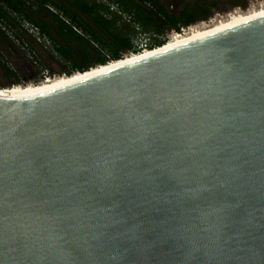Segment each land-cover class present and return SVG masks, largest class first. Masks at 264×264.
<instances>
[{"label":"water","instance_id":"obj_1","mask_svg":"<svg viewBox=\"0 0 264 264\" xmlns=\"http://www.w3.org/2000/svg\"><path fill=\"white\" fill-rule=\"evenodd\" d=\"M0 264H264V17L0 93Z\"/></svg>","mask_w":264,"mask_h":264},{"label":"trees","instance_id":"obj_2","mask_svg":"<svg viewBox=\"0 0 264 264\" xmlns=\"http://www.w3.org/2000/svg\"><path fill=\"white\" fill-rule=\"evenodd\" d=\"M112 4L118 9L111 10ZM50 6L62 15L50 11ZM214 10L209 3H201L173 12L162 0H0V43L18 51L7 30L16 18L30 21L51 37L63 62L71 66L64 72L71 74L95 67L92 61L105 65L136 53L132 41L135 34L144 39L151 34L153 48L161 46L167 41L163 37L166 32L180 33L182 28L206 20ZM123 15L129 17L128 22L122 20ZM132 25H137V31ZM61 41L71 44L63 46ZM15 84L20 82L9 86Z\"/></svg>","mask_w":264,"mask_h":264},{"label":"rangeland","instance_id":"obj_3","mask_svg":"<svg viewBox=\"0 0 264 264\" xmlns=\"http://www.w3.org/2000/svg\"><path fill=\"white\" fill-rule=\"evenodd\" d=\"M107 1V0H101ZM166 6L173 12H178L180 8L189 6L190 9L201 4L209 3L211 7L215 10L210 14V16L203 21H198L189 27L196 26L203 22H208L214 19H221L235 11H246L250 7L256 5V2L251 3V6L242 7L239 4L233 3L232 0H162ZM262 1V0H260ZM112 7H117L116 4L111 5ZM50 11L59 13L56 8L50 6ZM64 17V16H63ZM123 21H127L129 17L123 15ZM67 21V19L64 17ZM25 19L16 18V22L11 28H8V35L12 36L18 51L8 50L2 43H0V88H8L6 86L11 85L13 81H19L23 85L27 83H38L43 80L46 76L62 75L67 70H70V65L63 62L59 52L57 51L56 45L52 40V45L45 48L43 45L37 44L34 39L27 34V32L22 27ZM135 26V27H134ZM137 25H132L134 30L137 31ZM188 27H186V30ZM81 32L79 29L77 30ZM173 33V31L166 32L163 37L168 39ZM49 38H51L47 33H45ZM162 37V36H161ZM133 45L136 49L142 47L145 43L149 46L153 45L154 38L151 34L147 35L144 39L140 34H135L132 36ZM63 46H68L69 42L61 41ZM27 43L29 46H26ZM93 65L96 67L98 65L92 61ZM13 72V74L11 73ZM9 86V87H12Z\"/></svg>","mask_w":264,"mask_h":264},{"label":"bare ground","instance_id":"obj_4","mask_svg":"<svg viewBox=\"0 0 264 264\" xmlns=\"http://www.w3.org/2000/svg\"><path fill=\"white\" fill-rule=\"evenodd\" d=\"M264 17V2L250 7L246 11H235L221 19H214L208 22L200 23L196 26L189 27L184 32L173 33L169 39L161 46L154 48H146L140 52L131 53L124 56L120 60L111 61L105 65H98L89 69L88 71H75L72 75H55L46 76L38 83H27L23 85H16L8 88H0V93H7L13 96H25L35 93L51 91L66 85H70L98 74L116 69L127 64L133 63L150 55L166 51L180 45H184L206 36L224 31L234 26Z\"/></svg>","mask_w":264,"mask_h":264},{"label":"built area","instance_id":"obj_5","mask_svg":"<svg viewBox=\"0 0 264 264\" xmlns=\"http://www.w3.org/2000/svg\"><path fill=\"white\" fill-rule=\"evenodd\" d=\"M261 2H264V0H262ZM261 2H259V3H261ZM112 10H117V8L112 7ZM22 27L27 32V34L34 39V41L37 44L43 45L45 48H48L52 45V39L49 38L44 32H42V30L40 29L39 26L35 25L34 23H32L30 21L25 20L24 23L22 24ZM75 30H77V29L75 28ZM185 30H186V28H182L181 32H184ZM10 37L13 38L11 35H10ZM24 44H26V46H29L27 43H24ZM146 48H153V46H151V45L149 46L147 43H145L142 47L137 49L136 52H140Z\"/></svg>","mask_w":264,"mask_h":264},{"label":"flooded vegetation","instance_id":"obj_6","mask_svg":"<svg viewBox=\"0 0 264 264\" xmlns=\"http://www.w3.org/2000/svg\"><path fill=\"white\" fill-rule=\"evenodd\" d=\"M233 3L235 4H239L242 7H247L248 5L251 6V3L256 2V5L260 4L259 2H261L260 0H232Z\"/></svg>","mask_w":264,"mask_h":264}]
</instances>
